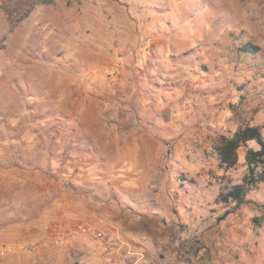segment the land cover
<instances>
[{"label":"rangeland","instance_id":"374dc122","mask_svg":"<svg viewBox=\"0 0 264 264\" xmlns=\"http://www.w3.org/2000/svg\"><path fill=\"white\" fill-rule=\"evenodd\" d=\"M245 126L264 135V0H0L4 210L69 252L24 264H264V182L221 199Z\"/></svg>","mask_w":264,"mask_h":264},{"label":"trees","instance_id":"16d2710c","mask_svg":"<svg viewBox=\"0 0 264 264\" xmlns=\"http://www.w3.org/2000/svg\"><path fill=\"white\" fill-rule=\"evenodd\" d=\"M244 49L245 52L257 51L252 45H247ZM251 143H255L257 148H251ZM241 148L246 149L245 164L248 173L241 184L233 186L225 195L221 196L225 203H243L248 191L264 182V135L262 129L258 126H245L233 136L224 138L218 148L221 166L226 169L235 167L238 163V151Z\"/></svg>","mask_w":264,"mask_h":264},{"label":"crops","instance_id":"0c3cea01","mask_svg":"<svg viewBox=\"0 0 264 264\" xmlns=\"http://www.w3.org/2000/svg\"><path fill=\"white\" fill-rule=\"evenodd\" d=\"M2 172L4 171L3 168ZM15 193V192H14ZM26 194V193H25ZM21 192L19 190L16 191V197H19ZM27 195V194H26ZM10 196H14L13 192ZM28 197H30V192H28ZM5 191L3 189L0 190V264H24V257L20 254L18 249L22 248L24 245H32L34 248H39L38 252H31V249L26 250L27 254H35L36 257L44 260V258H57L61 262L65 261L69 257V252H58L54 251L50 245V247L45 246L43 243L44 238L41 240H37L35 236L36 226V215H34L33 220H31V216L29 215L25 220L24 224H21L20 221L15 220V217L18 215L15 213H9L5 211ZM11 203L13 208L19 207V200L12 199L8 201ZM8 203V205H10ZM20 217V216H19ZM18 217V218H19ZM6 220H9L8 223H5ZM32 235V238H29V235ZM28 235V236H27ZM21 250V249H20ZM24 252V250H22ZM46 259V260H47ZM31 264V263H29ZM48 264V263H47ZM62 264V263H61Z\"/></svg>","mask_w":264,"mask_h":264}]
</instances>
